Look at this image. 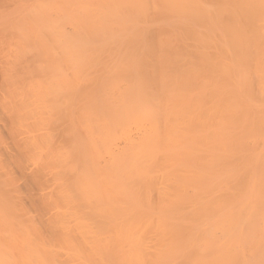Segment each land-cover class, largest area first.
<instances>
[{"label":"bare ground","instance_id":"obj_1","mask_svg":"<svg viewBox=\"0 0 264 264\" xmlns=\"http://www.w3.org/2000/svg\"><path fill=\"white\" fill-rule=\"evenodd\" d=\"M262 130L260 0H0V264H259Z\"/></svg>","mask_w":264,"mask_h":264},{"label":"snow or ice","instance_id":"obj_2","mask_svg":"<svg viewBox=\"0 0 264 264\" xmlns=\"http://www.w3.org/2000/svg\"><path fill=\"white\" fill-rule=\"evenodd\" d=\"M260 6L262 12H264V0H260ZM262 134H264V130H262ZM68 162L69 163L71 162V157L68 158ZM73 175L80 178V183L75 189L71 190L68 193V198L72 201H80L83 196L88 194L87 185H88L89 177L85 172V170L79 166L73 168ZM138 210H143V209H138ZM98 227L102 228L103 226L98 225ZM262 257H264V243H262ZM250 264H255V262H250ZM259 264H264V258L260 260Z\"/></svg>","mask_w":264,"mask_h":264}]
</instances>
